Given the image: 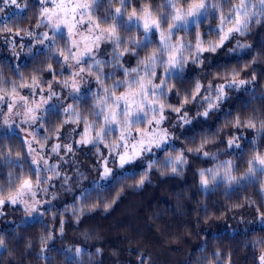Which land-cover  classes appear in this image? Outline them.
Returning a JSON list of instances; mask_svg holds the SVG:
<instances>
[{
  "label": "clouds",
  "instance_id": "9594fccd",
  "mask_svg": "<svg viewBox=\"0 0 264 264\" xmlns=\"http://www.w3.org/2000/svg\"><path fill=\"white\" fill-rule=\"evenodd\" d=\"M0 264H264V0H0Z\"/></svg>",
  "mask_w": 264,
  "mask_h": 264
}]
</instances>
